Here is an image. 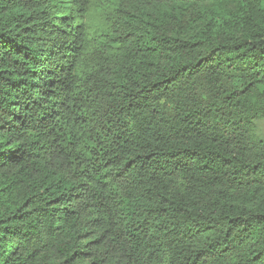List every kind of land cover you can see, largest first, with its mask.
<instances>
[{
    "label": "trees",
    "instance_id": "1",
    "mask_svg": "<svg viewBox=\"0 0 264 264\" xmlns=\"http://www.w3.org/2000/svg\"><path fill=\"white\" fill-rule=\"evenodd\" d=\"M264 0H0V264H264Z\"/></svg>",
    "mask_w": 264,
    "mask_h": 264
},
{
    "label": "rangeland",
    "instance_id": "2",
    "mask_svg": "<svg viewBox=\"0 0 264 264\" xmlns=\"http://www.w3.org/2000/svg\"><path fill=\"white\" fill-rule=\"evenodd\" d=\"M260 129L263 131L264 130V123H262L261 125H260Z\"/></svg>",
    "mask_w": 264,
    "mask_h": 264
}]
</instances>
